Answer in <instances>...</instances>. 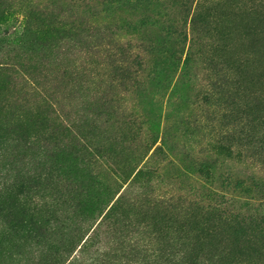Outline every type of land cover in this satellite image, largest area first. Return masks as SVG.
Returning <instances> with one entry per match:
<instances>
[{"label":"rangeland","instance_id":"obj_1","mask_svg":"<svg viewBox=\"0 0 264 264\" xmlns=\"http://www.w3.org/2000/svg\"><path fill=\"white\" fill-rule=\"evenodd\" d=\"M0 264H264V0H0Z\"/></svg>","mask_w":264,"mask_h":264},{"label":"trees","instance_id":"obj_2","mask_svg":"<svg viewBox=\"0 0 264 264\" xmlns=\"http://www.w3.org/2000/svg\"><path fill=\"white\" fill-rule=\"evenodd\" d=\"M52 35H53V34H47V32H45V33L42 32V37H41V38H42V39H43V38H44V39H49V38L52 37Z\"/></svg>","mask_w":264,"mask_h":264}]
</instances>
